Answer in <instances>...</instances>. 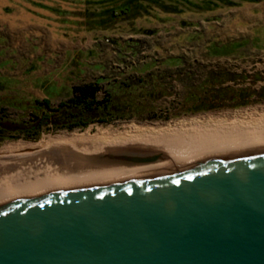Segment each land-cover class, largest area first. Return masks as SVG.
Masks as SVG:
<instances>
[{"label":"rangeland","instance_id":"rangeland-1","mask_svg":"<svg viewBox=\"0 0 264 264\" xmlns=\"http://www.w3.org/2000/svg\"><path fill=\"white\" fill-rule=\"evenodd\" d=\"M254 38L258 43L251 44ZM246 39L249 42L232 54L212 55L207 50L212 44ZM263 40L264 0H0V123L16 129L27 119L24 110L33 99L49 97L56 104L81 80L104 83L136 69L163 68L165 62L171 63L163 62L167 57H183L185 65L198 72L218 68L242 72L246 78L234 85L257 91L264 86ZM249 99L255 101L237 108L167 121L91 124L44 132L36 140L10 138L17 131L8 130L2 132L6 138L0 140V155L63 145L81 151L84 147L75 143L44 141L84 131H122L130 124L152 127L208 116L230 118L264 108V94ZM177 102L172 97L157 101L160 106Z\"/></svg>","mask_w":264,"mask_h":264},{"label":"water","instance_id":"water-1","mask_svg":"<svg viewBox=\"0 0 264 264\" xmlns=\"http://www.w3.org/2000/svg\"><path fill=\"white\" fill-rule=\"evenodd\" d=\"M0 264H264V150L2 203Z\"/></svg>","mask_w":264,"mask_h":264},{"label":"bare ground","instance_id":"bare-ground-1","mask_svg":"<svg viewBox=\"0 0 264 264\" xmlns=\"http://www.w3.org/2000/svg\"><path fill=\"white\" fill-rule=\"evenodd\" d=\"M122 128V131L106 129L93 134L84 131L44 141L46 144L75 143L84 147L81 151L63 145L32 153L0 155V204L47 191L108 183L203 160L264 150V108L253 109L246 115L235 113L230 118L208 116L163 126L130 124ZM117 154L150 155L155 159L132 162L110 158Z\"/></svg>","mask_w":264,"mask_h":264},{"label":"trees","instance_id":"trees-1","mask_svg":"<svg viewBox=\"0 0 264 264\" xmlns=\"http://www.w3.org/2000/svg\"><path fill=\"white\" fill-rule=\"evenodd\" d=\"M247 42V39L243 42H220L207 50L212 55H227ZM254 42L258 43V39H251L250 43ZM163 62V68L136 69L109 78L104 83L96 79L81 80L74 83L66 97L56 104L49 97L33 99L24 110L27 119L19 122L16 129L0 123V140L6 138L2 132L8 130L17 131V135L11 134L10 138L36 140L44 132L83 129L91 124L104 125L132 119L167 121L204 111L245 106L255 101L249 99L252 96L257 98L264 94V86L257 91L242 85L235 86L246 78L242 72L219 68L198 72L194 66L185 65L183 57L179 56L167 57ZM177 84L179 89H176ZM169 97L178 99L177 105H158L159 99Z\"/></svg>","mask_w":264,"mask_h":264}]
</instances>
